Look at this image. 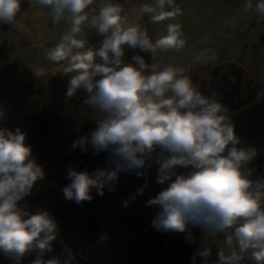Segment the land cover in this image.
Listing matches in <instances>:
<instances>
[{
  "label": "clouds",
  "instance_id": "clouds-1",
  "mask_svg": "<svg viewBox=\"0 0 264 264\" xmlns=\"http://www.w3.org/2000/svg\"><path fill=\"white\" fill-rule=\"evenodd\" d=\"M24 0H0V23L15 25ZM47 10L53 25L67 27L58 42L46 48L44 59L60 66L68 77L66 97L85 93L84 105L100 118L88 134L73 140L69 151L93 156L106 153L105 166L89 171L68 165L63 197L82 205L93 190L103 197L105 188L116 191L121 173L145 176L149 161L159 165L156 183L167 185L145 207L156 213L151 226L158 232L188 233L199 227L203 238H222L215 246L214 264H264V174L252 167L258 150L242 146L228 106L206 96L192 79L190 66L163 64L162 53L184 49L188 41L180 23H168L164 35L153 40L139 21L177 20L182 12L176 0H152L134 7L114 0H27ZM127 3V0H126ZM244 11L264 20V0H245ZM103 37L91 44L84 26ZM99 45V46H97ZM125 48L139 53L134 63L123 59ZM210 50H201L192 64L214 63ZM35 77L47 74L39 63L30 66ZM2 115V113H0ZM26 133L0 127V249L20 261L35 253L31 264H72L70 251L53 256L57 224L46 210L31 214L21 202L29 197L45 170L26 145ZM255 177V178H254ZM147 182L125 199L123 207L142 195ZM213 247L202 246L192 256L208 264Z\"/></svg>",
  "mask_w": 264,
  "mask_h": 264
},
{
  "label": "rangeland",
  "instance_id": "rangeland-1",
  "mask_svg": "<svg viewBox=\"0 0 264 264\" xmlns=\"http://www.w3.org/2000/svg\"><path fill=\"white\" fill-rule=\"evenodd\" d=\"M114 2L125 4L131 17L134 7L152 0ZM252 2L255 5L257 0ZM176 3L181 5L183 14L175 21L150 23L147 15L139 21L153 40L165 34L168 23L182 25L187 45L179 52L162 53L161 62L190 66L199 90L206 96L215 93V98L228 106L230 113L239 108V101L264 99V20H258L254 12L244 11L245 0H176ZM16 21L15 25L0 23V127L9 128L42 113L58 140L80 135L87 124L94 129L100 113L84 105L83 92L67 98L68 77L58 71L60 66L43 56L46 48L58 42L67 25L63 22L53 25L47 10L34 3L29 5L27 0L21 4ZM83 30L91 44L103 39L87 25ZM204 49L215 55V62L192 64V59ZM137 53L151 63L148 54L127 48L124 61L134 63L132 56ZM36 63L48 70L44 77L37 78L30 70ZM232 63L235 65L231 66ZM251 166L257 169L255 176L264 174V162L254 160ZM190 232L195 237L194 243L189 242L193 254L201 245L213 247L208 264H214L215 246L222 243V238H203L199 227L190 228ZM180 234L172 232L171 240ZM195 264H204V258L197 257Z\"/></svg>",
  "mask_w": 264,
  "mask_h": 264
},
{
  "label": "trees",
  "instance_id": "trees-1",
  "mask_svg": "<svg viewBox=\"0 0 264 264\" xmlns=\"http://www.w3.org/2000/svg\"><path fill=\"white\" fill-rule=\"evenodd\" d=\"M239 105L230 113L236 134L243 139L242 146L258 150L254 160L264 162V99ZM17 127L27 134L26 145L31 146L33 156L46 173L21 205H26L31 214L48 211L57 224L53 251L45 259L63 258L70 251L72 264H191L194 249L185 233L171 240L172 232H158L151 226L156 209L145 207V203L167 186L159 187L156 183L159 165L154 161H149L145 176L121 173L116 191L105 188L101 197L93 190V199L78 205L63 197L62 188L70 183L65 178L67 166L92 171L105 166L107 156L106 153L93 156L91 151L85 155L79 149L69 151L74 139L90 132V125L80 135L64 140L55 137L53 126L42 113L9 129L14 131ZM146 182L145 192L127 208L123 207L122 202ZM35 258V253L26 254L17 262L0 249V264H31Z\"/></svg>",
  "mask_w": 264,
  "mask_h": 264
},
{
  "label": "crops",
  "instance_id": "crops-1",
  "mask_svg": "<svg viewBox=\"0 0 264 264\" xmlns=\"http://www.w3.org/2000/svg\"><path fill=\"white\" fill-rule=\"evenodd\" d=\"M234 65H235L234 63L231 64V66H234ZM242 71H243V70H242ZM243 72H244V71H243ZM248 101L251 102L250 99H246L244 102H248ZM239 102H240L239 104H242V103H243L242 101H239ZM257 102H258V101H257ZM253 103H255V102H253Z\"/></svg>",
  "mask_w": 264,
  "mask_h": 264
}]
</instances>
